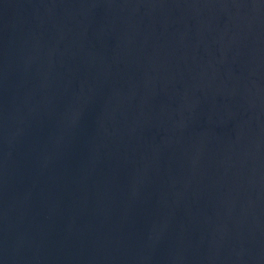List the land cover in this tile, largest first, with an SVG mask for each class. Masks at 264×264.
Instances as JSON below:
<instances>
[{
  "label": "water",
  "instance_id": "95a60500",
  "mask_svg": "<svg viewBox=\"0 0 264 264\" xmlns=\"http://www.w3.org/2000/svg\"><path fill=\"white\" fill-rule=\"evenodd\" d=\"M0 264H264V0H0Z\"/></svg>",
  "mask_w": 264,
  "mask_h": 264
}]
</instances>
